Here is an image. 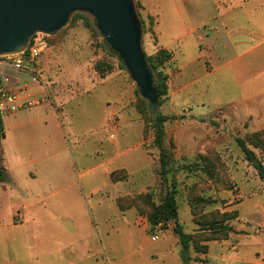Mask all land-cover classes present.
I'll return each instance as SVG.
<instances>
[{"label": "rangeland", "instance_id": "374dc122", "mask_svg": "<svg viewBox=\"0 0 264 264\" xmlns=\"http://www.w3.org/2000/svg\"><path fill=\"white\" fill-rule=\"evenodd\" d=\"M136 3L144 25V49L147 56L154 59L162 49L154 32L156 18L149 13L150 0H136ZM50 43L51 47L40 59L42 86L78 87L77 81L90 85L93 74L90 78L85 77L86 68H80L81 62L87 60L90 63H107L112 69L108 75L115 82L123 83L128 103L125 112H113L112 106L106 104L103 86L97 85L94 94L84 98L74 118L64 119L63 125L70 137L73 136L72 131L90 134L102 130L107 133L113 142L109 153L112 157L117 152L126 154L128 169L111 173L115 188L100 174L101 170L95 169L94 174L85 175L78 181L82 197L79 193L66 195L61 192L45 202V185L40 169H12L9 181L0 184V264H62L56 255L45 260L36 258L35 243H93L96 247L98 243L105 247L107 243H140L138 230L152 243H172L171 238L154 242L157 240L153 237L163 238L172 231L174 221L152 227L149 219L150 213L161 204L166 188L161 184L160 149L153 145L154 130L146 100L118 59L104 47L101 36L87 16L78 15L60 34L51 37ZM188 55L196 54L190 51ZM94 57L96 60H92ZM203 61L197 70H211V62ZM93 66L90 64L89 67ZM176 69L172 53L169 64L156 67L157 72L168 76L167 86ZM7 75L10 77L13 73L7 71ZM209 88L168 87V96L162 98L164 100L159 107L160 114L172 117L164 124V148L171 158L168 184L172 183V178L175 179L178 221L185 232L193 235V245L199 248L192 246L191 251L197 254L199 262V257L205 254L203 245L230 238L231 233L221 239L225 232L210 230V225L221 223L232 228L236 225L239 189L244 192L246 182L261 188L264 183L254 166L245 160L237 142V139H242L247 143H257L254 135L262 131H252L259 127L262 119H248L242 110L244 107L247 111V105L237 102L238 93L234 87ZM263 106L264 95L249 108ZM110 119L116 120L117 130L110 125ZM121 129L126 134L119 139L116 135ZM141 130L146 141L143 146L138 145ZM4 137L5 130L0 132L1 147ZM261 139L264 141V136L261 135ZM248 147L264 164V146L262 149L254 145ZM106 156L107 150L100 151L99 146L91 142L86 148L76 151V169L82 173L85 167L102 161ZM0 164H4L3 151L0 152ZM144 165L147 166V177L140 173ZM50 178V190L57 189L58 183L63 184L62 179L57 181L55 173ZM108 184V187H103ZM91 186L101 187L95 189L96 196L92 197ZM260 200L263 196L246 200L242 212L251 213ZM98 209L103 211L97 212ZM217 235L221 236L218 240ZM9 239L12 243L8 249L5 242ZM109 264L115 263L110 261Z\"/></svg>", "mask_w": 264, "mask_h": 264}, {"label": "crops", "instance_id": "0c3cea01", "mask_svg": "<svg viewBox=\"0 0 264 264\" xmlns=\"http://www.w3.org/2000/svg\"><path fill=\"white\" fill-rule=\"evenodd\" d=\"M149 13L156 18L154 32L158 46L172 53L177 65L168 87H206V90L209 87H234L238 93L237 102L247 105V111L244 107L242 110L248 119H262L252 132L264 131V106L249 108L264 95V0H150ZM190 51L196 55H188ZM203 60L211 62V70H197L198 64H204ZM90 62L80 64V68L87 70L83 74L85 77L90 78L93 74L90 85L77 81L78 87H47L16 74L11 75L7 83L2 79L8 89L38 102L33 108L3 118L2 167L9 179L12 169H40L45 185L44 202L61 192L66 195L79 193L82 197L78 181L85 175L94 174L95 169L101 170L100 174L112 185L111 173L128 169L126 154L117 152L112 157L109 153L113 142L104 131L90 134L72 131L70 137L64 128V119L74 118L84 98L94 94L97 85L103 86L106 104L112 106L113 112L123 113L128 107L123 83L115 82L108 75L109 69L102 73L98 71L96 65L100 61ZM90 64L94 65L93 68L89 67ZM212 78L214 82L210 81ZM69 123L73 125L71 121ZM125 134L121 129L116 136L120 139ZM139 134L138 145L143 146L146 142L143 131ZM91 142L96 143L100 151L107 150V156L80 173L76 169V151ZM141 169V175L147 177V166ZM54 173L57 181L62 179L63 184L58 183L57 189L50 190V176ZM244 185V192L239 189L238 218L236 225H232L234 232L226 241L206 243L208 252L199 257L201 262L197 260V254L190 251L192 264H264V183L262 188L253 183ZM100 188L90 187L92 197L96 196L95 189ZM259 195L263 200L255 204L251 213L242 212L245 201ZM100 211L103 210L97 212ZM138 232L140 243H107L106 247L102 243L97 247L93 243H35L34 256L45 260L56 255L62 264H109L110 261L115 264H183L181 247L172 231L154 241L167 237L172 243H152L145 234ZM5 243L9 249L12 241L9 239Z\"/></svg>", "mask_w": 264, "mask_h": 264}, {"label": "water", "instance_id": "95a60500", "mask_svg": "<svg viewBox=\"0 0 264 264\" xmlns=\"http://www.w3.org/2000/svg\"><path fill=\"white\" fill-rule=\"evenodd\" d=\"M75 15L87 16L148 103L159 110L155 76L144 49V25L136 0H0V57L25 52L36 34L56 37ZM9 176L0 169V184Z\"/></svg>", "mask_w": 264, "mask_h": 264}, {"label": "trees", "instance_id": "16d2710c", "mask_svg": "<svg viewBox=\"0 0 264 264\" xmlns=\"http://www.w3.org/2000/svg\"><path fill=\"white\" fill-rule=\"evenodd\" d=\"M78 15H75L74 19ZM51 37L48 38V41L50 43ZM51 46V43H50ZM148 62L150 65V68L152 69L154 76H155V89L157 90L159 94V107L162 104L163 100L166 99L168 96V86H167V80L168 76L164 75L162 72H157L156 67L157 66H165L166 64H169L171 62V53L165 49H160L157 52V55L154 59H151L148 57ZM96 69L98 71L105 72L106 70H112L111 67L107 63H98L96 65ZM164 97V99H162ZM147 110L150 114V120L152 124V129L154 130V139H153V145L160 149V178H161V184L165 185L166 193L162 199V202L159 206H157L151 213H150V224L152 227H156L160 224H167L169 221H174V227L172 229L173 234L176 236L178 243L181 247V259L183 264H192V257H191V248L193 245V235L190 233L185 232L183 226L178 221V205L176 201V195H177V185L175 182V179L172 178V183L168 184L167 174L169 170V165L171 163V158L166 153V150L164 148V142H165V126L164 124L172 119V117L164 116L159 113V110L155 116H153L148 107L147 103ZM0 132L4 133V125L3 120L0 117ZM261 135L264 136V132H258L255 133L254 138L257 141V143L253 142H245L242 139H237V142L244 154L245 160L251 163L256 171L258 172V176L263 180L264 182V164L262 160L258 159L255 152L252 151L248 145L252 146L254 145L255 148L259 149L261 146H264V141L261 139ZM261 145V146H260ZM262 149V148H261ZM2 151L0 146V152ZM0 169H5L0 164ZM210 230L219 231L223 230L225 234L223 235V238L219 235H217L216 240L218 238L225 239L226 236L229 233H232L234 229L230 225H222L220 224H212L210 225ZM195 247V246H194ZM196 249L199 247L196 246ZM204 253L208 252V246L203 245L202 246Z\"/></svg>", "mask_w": 264, "mask_h": 264}, {"label": "built area", "instance_id": "2783aa9c", "mask_svg": "<svg viewBox=\"0 0 264 264\" xmlns=\"http://www.w3.org/2000/svg\"><path fill=\"white\" fill-rule=\"evenodd\" d=\"M48 36L36 34L27 50L21 54L0 57V117L4 118L22 110L33 108L38 102L25 99L21 92L12 91L5 86L2 79L7 83L9 76L7 71L17 76H26L31 81L41 84L44 82L42 69L40 68L41 57L49 50ZM110 125L117 130V122L110 119ZM158 240V236L153 237Z\"/></svg>", "mask_w": 264, "mask_h": 264}]
</instances>
